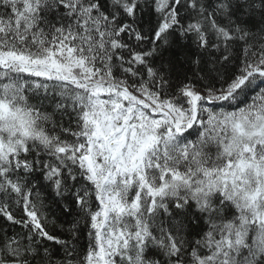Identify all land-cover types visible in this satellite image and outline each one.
Masks as SVG:
<instances>
[{"label": "snow or ice", "instance_id": "1", "mask_svg": "<svg viewBox=\"0 0 264 264\" xmlns=\"http://www.w3.org/2000/svg\"><path fill=\"white\" fill-rule=\"evenodd\" d=\"M0 264H264V0H0Z\"/></svg>", "mask_w": 264, "mask_h": 264}]
</instances>
